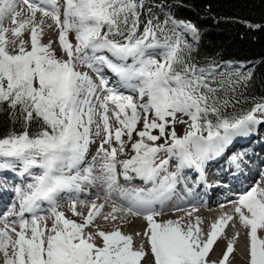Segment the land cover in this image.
<instances>
[{
    "label": "snow or ice",
    "instance_id": "obj_1",
    "mask_svg": "<svg viewBox=\"0 0 264 264\" xmlns=\"http://www.w3.org/2000/svg\"><path fill=\"white\" fill-rule=\"evenodd\" d=\"M154 8L163 13L162 20ZM46 19L58 31L59 57L51 40L40 42ZM5 20L12 26L5 27ZM27 30L30 48L22 38ZM186 36L198 40L196 26L163 12L152 0H0V112L8 113L12 125L0 137V172L31 177L13 188L19 210L13 203L0 216L2 264H142L149 251V264H217L207 257L220 239L227 245L218 264H229L240 233L228 238L225 229L230 222L235 227L237 219L246 229L247 264H264V172L230 201L233 214L220 215L206 233L200 217L186 223L184 217L155 219L164 214L182 169L194 168L203 179L209 161L258 136L264 125V97L250 109L235 111L243 95L237 90L253 73L232 62L197 64ZM177 125H184L182 135ZM101 133L81 175L80 166ZM246 156L243 145L228 155L233 179L247 167ZM172 160L175 172L168 171ZM97 166L100 175L93 177ZM131 173L152 187H119L118 175L129 180ZM96 182L104 186L103 198L112 201L105 221L123 222L129 215L146 221L144 231L136 233L142 237L139 245L119 228L85 231L101 215L102 203L93 202L84 215L71 200L69 210L82 222L58 211L62 193H80L81 184ZM43 203L49 206L47 217L38 214Z\"/></svg>",
    "mask_w": 264,
    "mask_h": 264
},
{
    "label": "trees",
    "instance_id": "obj_2",
    "mask_svg": "<svg viewBox=\"0 0 264 264\" xmlns=\"http://www.w3.org/2000/svg\"><path fill=\"white\" fill-rule=\"evenodd\" d=\"M152 3L162 5L163 12H171L175 19L196 26L199 36L192 44L191 56L197 64L205 65L211 60L255 61L251 80L237 90L238 96L243 95L235 111L250 109L264 97V0H152ZM154 11L162 20L160 9ZM227 111L231 113L233 108L230 106ZM11 127L8 113L0 112V137ZM35 129L33 124L32 130Z\"/></svg>",
    "mask_w": 264,
    "mask_h": 264
},
{
    "label": "bare ground",
    "instance_id": "obj_3",
    "mask_svg": "<svg viewBox=\"0 0 264 264\" xmlns=\"http://www.w3.org/2000/svg\"><path fill=\"white\" fill-rule=\"evenodd\" d=\"M45 35L48 36V33L46 32ZM139 127H142V125H138V128ZM124 138L127 139L126 136L123 137V139ZM134 138H135V134H134ZM127 147H128V149H130L129 145ZM123 157H124V159L127 158L126 156H123ZM86 185H87L86 183H83V184H81V187H88ZM88 189H90V188H88ZM103 195H104V192L98 190L96 192V196H94V197H82V199L80 201H83V203H85L84 205H80V206L77 205V211L82 212L84 215H87L88 209L93 202H95L97 205H99L101 203L104 204V208L101 210V215L97 216L95 218V220L93 221V224L91 225V232H94L97 228H99L102 231H109V229H111V228H119L120 231H122V230L129 231L128 229H131L133 231L136 228L143 230L144 228H146V226H145V224H143V222H138V221L136 222L134 220V217H132V216H130L128 218L126 217L123 222H121V220H119V219L116 221L107 220L104 222L103 215H105L111 211L112 201L107 200L108 203H103V200H105L103 198ZM98 196L100 197V199H97ZM80 201H79V203H80ZM223 205H224V207H221V205H215V206L211 205V206L207 207L205 210H203L202 212H196L195 211L192 214V217H187L185 215V213L187 211H190L191 208L182 207L181 209H183V211H176V210L165 211L163 214V221L168 220V219H177L178 217H184V221L186 223L190 219L194 222L195 217H200V219L202 220L201 227L206 233L209 225L212 222H214L220 215H222L223 213L233 214L230 203L223 204ZM60 211L64 212L65 216L67 218H70L73 220H78L79 222L82 221L81 217L73 216L72 212L69 210V208H64ZM117 215H120V214H117ZM230 224H231V222H230ZM228 227L229 226H227L225 229L226 235H229L230 231L232 229H234V231H236L235 229L238 227V224L235 222V227L232 229H230V228L228 229ZM238 232L240 233V235L235 241L234 252L232 254H230V257L232 258V260H235L238 264H247V236L245 234L246 229L240 227ZM136 233H137V230H135L134 232H131L130 235L133 236L134 243L136 245H139L142 237L136 236ZM231 234L233 235V231L231 232ZM231 237L232 236H230L228 238H231ZM97 240H99V239L97 238ZM226 245H227V239H220L213 246V249L211 250L210 255L213 251H218L220 254L219 259H221L223 256V252L226 250ZM146 250H147V247H146ZM147 258L150 261L153 260V258L151 257L150 254L148 255ZM0 264H2V258H0Z\"/></svg>",
    "mask_w": 264,
    "mask_h": 264
},
{
    "label": "rangeland",
    "instance_id": "obj_4",
    "mask_svg": "<svg viewBox=\"0 0 264 264\" xmlns=\"http://www.w3.org/2000/svg\"><path fill=\"white\" fill-rule=\"evenodd\" d=\"M23 7L26 10V5H24ZM39 16H40V14L37 13V21H39ZM48 25H52V27L49 28ZM4 26L5 27H11L12 25H11L10 20H5ZM54 26L55 25H53V23H52V21L50 19H46L45 20V25L43 26V34H42V36L40 38V42L44 43V44H47L51 40L53 42L52 47L55 48L56 44H54V39L56 37L57 30L55 29ZM46 32L48 33V36L45 35ZM8 35H9V38H11V34L9 33ZM22 38L27 42V47H30V30L25 31L23 33V37ZM69 39L73 42L74 41V34H70L69 35ZM10 50H11V48H10ZM57 56L59 57V55H57ZM77 70L80 71V69H77ZM185 119H187V118L185 117ZM183 130H184V125H177L176 126V131H177L178 135H182L183 134ZM102 139H103V133H101L100 137H94L95 143L90 146V151L93 150V149L96 150L100 146V142H101ZM124 139L126 140V138H124ZM157 143H163V140L157 141ZM113 146H115V142L114 141H113ZM129 146H130V144H129ZM105 147H107V145H105ZM69 205H70V203H68V206ZM77 205L80 206L81 204L77 203ZM198 211H199V209H198ZM198 211H196V212H198ZM157 218H158V216L156 217V219ZM161 218H163V215H161ZM76 221L79 222L78 220H76ZM104 222H105V220H104ZM88 229H90V231H91V226H88L85 230L88 231ZM113 229L114 228H111V229H109V231H112ZM128 230L129 231L122 230L121 232L124 233V234H131V232H133L131 229H128ZM97 243H99V242H97ZM207 259L210 260V261H216L214 255L213 256L212 255L208 256ZM229 260H230L229 264H238L235 260H232L231 257L229 258ZM149 261L150 260L147 258L145 261L142 262V264H149Z\"/></svg>",
    "mask_w": 264,
    "mask_h": 264
}]
</instances>
